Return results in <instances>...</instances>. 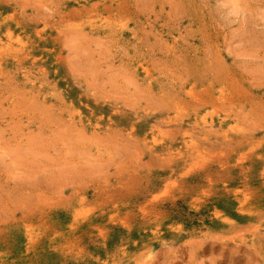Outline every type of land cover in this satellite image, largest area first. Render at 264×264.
I'll return each instance as SVG.
<instances>
[{"label":"rangeland","instance_id":"374dc122","mask_svg":"<svg viewBox=\"0 0 264 264\" xmlns=\"http://www.w3.org/2000/svg\"><path fill=\"white\" fill-rule=\"evenodd\" d=\"M0 264H264V0H0Z\"/></svg>","mask_w":264,"mask_h":264},{"label":"bare ground","instance_id":"6f19581e","mask_svg":"<svg viewBox=\"0 0 264 264\" xmlns=\"http://www.w3.org/2000/svg\"><path fill=\"white\" fill-rule=\"evenodd\" d=\"M193 255H194V254H193ZM193 255H192V256H193Z\"/></svg>","mask_w":264,"mask_h":264}]
</instances>
